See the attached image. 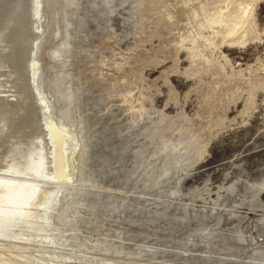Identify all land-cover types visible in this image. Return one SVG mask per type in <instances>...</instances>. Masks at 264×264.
Here are the masks:
<instances>
[{
	"label": "rangeland",
	"instance_id": "rangeland-1",
	"mask_svg": "<svg viewBox=\"0 0 264 264\" xmlns=\"http://www.w3.org/2000/svg\"><path fill=\"white\" fill-rule=\"evenodd\" d=\"M51 1L41 61L78 143L58 248L264 264V0Z\"/></svg>",
	"mask_w": 264,
	"mask_h": 264
},
{
	"label": "bare ground",
	"instance_id": "bare-ground-1",
	"mask_svg": "<svg viewBox=\"0 0 264 264\" xmlns=\"http://www.w3.org/2000/svg\"><path fill=\"white\" fill-rule=\"evenodd\" d=\"M49 1L50 16L53 4ZM36 2L0 0V227L35 220L49 204V196L57 186L40 184L28 177L36 174L62 179L70 173L71 179L63 204H60L54 216L57 233L53 236L63 239V229L59 225L57 213L76 189L73 177L76 174L78 143L66 119H63L64 109L60 107L59 99L52 91V80L48 74L45 77L46 85L57 101L63 127L53 118L36 81L40 65L43 66L38 61L41 56L36 57ZM57 22L58 19L53 20L47 26L48 39L42 44L40 55L43 45L48 41L52 42L57 34ZM45 64V72L48 73L49 69ZM70 140L75 146L71 157ZM12 174L30 176L21 178ZM4 232L0 231V264H32L34 260H44L46 255L35 252L30 254L22 249L23 244L36 242L37 239L30 233L18 229L17 232H11L18 240H3L2 238L9 239ZM43 235L47 239L52 237L48 233ZM52 249L58 248L52 246ZM76 256L91 264L99 263V260L85 259L79 253ZM48 261L45 260V263Z\"/></svg>",
	"mask_w": 264,
	"mask_h": 264
},
{
	"label": "water",
	"instance_id": "water-1",
	"mask_svg": "<svg viewBox=\"0 0 264 264\" xmlns=\"http://www.w3.org/2000/svg\"><path fill=\"white\" fill-rule=\"evenodd\" d=\"M36 1L37 2H36V12H35V17H36L35 28L38 34L37 41H36V57L38 58L41 56L39 54L40 48L42 44L44 43V41L47 40V36H48L47 18L49 14L50 1L49 0H36ZM37 52H38V55H37ZM38 61L40 63L41 60L39 59ZM45 77H46L45 68L43 64V66L40 65V70H39L38 76L36 77V81L38 82V85L40 86V90L43 93L44 100L47 102L46 104L51 114L53 115V118L57 121L60 127H63L62 119H61L59 110L57 109V103L55 101L56 99L53 97V95L49 91L46 85ZM74 148H75L74 143L72 140H70V149H69V152H71L70 157L73 154ZM12 176L25 178L30 175L23 176V175L12 174ZM29 178L35 180L36 182L40 184H44V183L52 184L57 187L54 190V192H52V194L49 196V199H48L49 204L47 205L46 208L43 209V211H41L38 214L39 216L35 218V220H27V223L21 224V225L13 226L12 224L10 226L7 225L5 227H0V231L3 230L7 232V233L4 232V234H7L8 235L7 237H9V239H6V238H2V239L12 240V238H15L16 240H18V238L13 236V234L11 233L12 231L17 232L18 229L22 230L24 233H30L37 240H35L36 242L31 243V244H23L24 247L22 249L30 252V254L35 252V253L46 255L44 256V260L42 262L41 261L37 262L36 260H34L32 264H91L89 262H85L80 257H77L76 256L77 254L75 253L60 250L62 248L61 246L63 245L64 241L62 242L61 240L63 239L58 238L57 236H53L57 233V230H56L57 228L55 227V224H54L55 223L54 216L56 214L57 208L60 206V204L63 201V197L68 188V182L71 179V174L69 173V175L66 178L64 177L62 179L55 178L52 175L47 176V177H41V175H36V174L31 175V177H28V179ZM43 233H48L52 237L47 239L45 238L46 236L44 237ZM6 242H11V241H6ZM11 243L15 244V242H11ZM35 243L37 244L35 245ZM52 246H55L57 248L61 247V248L52 249ZM47 259L49 261L45 263V260ZM98 262L99 263H95V264H111L105 261H98Z\"/></svg>",
	"mask_w": 264,
	"mask_h": 264
}]
</instances>
